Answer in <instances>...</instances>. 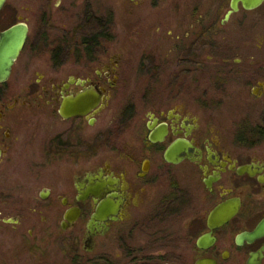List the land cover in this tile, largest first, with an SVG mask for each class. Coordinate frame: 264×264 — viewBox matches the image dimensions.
<instances>
[{
	"label": "flooded vegetation",
	"instance_id": "obj_1",
	"mask_svg": "<svg viewBox=\"0 0 264 264\" xmlns=\"http://www.w3.org/2000/svg\"><path fill=\"white\" fill-rule=\"evenodd\" d=\"M195 1L164 38L177 52L149 68H133L114 8L99 7L80 38H56L51 15V67L25 68L14 96L0 83V264H264V235L249 236L264 151L220 127V96L199 97L236 84L264 97V2L226 19L232 0ZM255 38L258 53L231 56ZM243 104L233 122L264 123V105Z\"/></svg>",
	"mask_w": 264,
	"mask_h": 264
},
{
	"label": "rangeland",
	"instance_id": "obj_2",
	"mask_svg": "<svg viewBox=\"0 0 264 264\" xmlns=\"http://www.w3.org/2000/svg\"><path fill=\"white\" fill-rule=\"evenodd\" d=\"M202 1L205 5L210 4V0ZM195 5V0H144L139 5H134L129 0H7L4 9L0 12L1 28L14 24L18 16L21 15L27 19L30 26L26 47L16 61L6 83L8 93L14 96L22 82L27 79L24 75L25 68L51 67V24L54 25L51 22V15H54V20L57 22V24L55 23L56 30L59 31V34L55 33L56 38H59V35L66 36L63 31L69 29L74 31L73 36L80 38L79 29L86 10L100 7L105 14L108 9L114 8L118 49L126 55V59L134 57V61H131L134 65L133 68L145 66L149 68L148 66L155 60L157 63L159 62L161 53L177 52L174 48L176 42L171 39L167 41L164 38L170 35L168 32L170 30L179 34V30L190 26L188 23L192 13L189 12ZM263 9L264 6L260 11ZM188 14V19L185 17L179 19V17ZM184 21L186 22L184 23ZM258 42L259 40L255 38L250 46L241 49L231 45L232 48L229 52L233 58L239 55L248 58L250 53H258ZM207 50L208 48L205 49V52ZM143 58H150L151 61L149 60L148 63L147 59L142 65ZM188 84L193 85L191 81ZM201 84L206 87L208 85L207 82H201ZM229 86L224 93L205 94L200 91V100L214 98V95L220 96L222 105L218 112H222L218 116L222 117L221 120L224 122L220 127H226L231 135L234 134L239 144L264 151V138L260 140L261 137L256 135L259 130L258 126H262L261 128L264 130V123L256 126L255 124L233 122L241 117L238 109L244 106L243 103L254 101L264 105V97H252L247 90L241 89L237 84L231 85L230 88ZM192 95L188 94L186 97ZM194 95L197 94L194 93ZM254 116H258V114Z\"/></svg>",
	"mask_w": 264,
	"mask_h": 264
},
{
	"label": "water",
	"instance_id": "obj_3",
	"mask_svg": "<svg viewBox=\"0 0 264 264\" xmlns=\"http://www.w3.org/2000/svg\"><path fill=\"white\" fill-rule=\"evenodd\" d=\"M6 1L7 0H0V11L4 7ZM240 2L245 8L253 9L260 6L264 0H232V10L228 12L226 19L229 18L233 11L238 10V5ZM28 35L29 27L24 22H19L0 32V83H4L9 80L13 67L27 42ZM224 208H226L227 213V206H223V209ZM234 211L235 210L233 208L231 215H233ZM229 215L230 214H228V216ZM262 235H264V219L260 222L254 232L250 233L249 236L255 238ZM197 264L215 263L213 260L202 259L199 260Z\"/></svg>",
	"mask_w": 264,
	"mask_h": 264
}]
</instances>
